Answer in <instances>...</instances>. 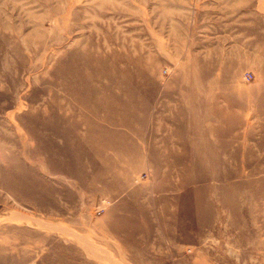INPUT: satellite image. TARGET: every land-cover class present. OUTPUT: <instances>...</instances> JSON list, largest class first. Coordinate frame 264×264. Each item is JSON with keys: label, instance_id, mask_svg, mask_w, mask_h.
<instances>
[{"label": "rangeland", "instance_id": "374dc122", "mask_svg": "<svg viewBox=\"0 0 264 264\" xmlns=\"http://www.w3.org/2000/svg\"><path fill=\"white\" fill-rule=\"evenodd\" d=\"M0 264H264V0H0Z\"/></svg>", "mask_w": 264, "mask_h": 264}, {"label": "built area", "instance_id": "2783aa9c", "mask_svg": "<svg viewBox=\"0 0 264 264\" xmlns=\"http://www.w3.org/2000/svg\"><path fill=\"white\" fill-rule=\"evenodd\" d=\"M245 79H246V80L251 79V74H250V73H247V74L245 75Z\"/></svg>", "mask_w": 264, "mask_h": 264}]
</instances>
